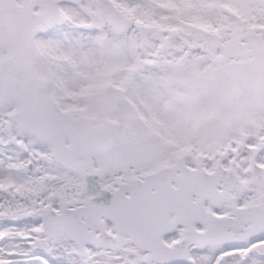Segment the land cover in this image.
I'll use <instances>...</instances> for the list:
<instances>
[{
    "label": "snow or ice",
    "instance_id": "obj_1",
    "mask_svg": "<svg viewBox=\"0 0 264 264\" xmlns=\"http://www.w3.org/2000/svg\"><path fill=\"white\" fill-rule=\"evenodd\" d=\"M0 264H264V0H0Z\"/></svg>",
    "mask_w": 264,
    "mask_h": 264
}]
</instances>
